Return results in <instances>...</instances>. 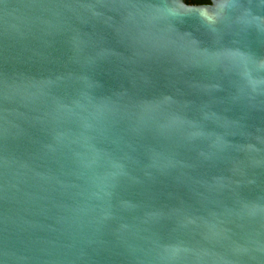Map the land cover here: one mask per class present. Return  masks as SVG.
I'll use <instances>...</instances> for the list:
<instances>
[{
  "label": "water",
  "instance_id": "95a60500",
  "mask_svg": "<svg viewBox=\"0 0 264 264\" xmlns=\"http://www.w3.org/2000/svg\"><path fill=\"white\" fill-rule=\"evenodd\" d=\"M0 264H264V0H0Z\"/></svg>",
  "mask_w": 264,
  "mask_h": 264
},
{
  "label": "flooded vegetation",
  "instance_id": "af4514ba",
  "mask_svg": "<svg viewBox=\"0 0 264 264\" xmlns=\"http://www.w3.org/2000/svg\"><path fill=\"white\" fill-rule=\"evenodd\" d=\"M186 2H187V0H186ZM189 3L194 4V5L208 4V2H206V0H189Z\"/></svg>",
  "mask_w": 264,
  "mask_h": 264
},
{
  "label": "trees",
  "instance_id": "16d2710c",
  "mask_svg": "<svg viewBox=\"0 0 264 264\" xmlns=\"http://www.w3.org/2000/svg\"><path fill=\"white\" fill-rule=\"evenodd\" d=\"M206 2H208V3H209L210 1H209V0H206ZM187 3H188V4H191V3H189V0H187Z\"/></svg>",
  "mask_w": 264,
  "mask_h": 264
}]
</instances>
